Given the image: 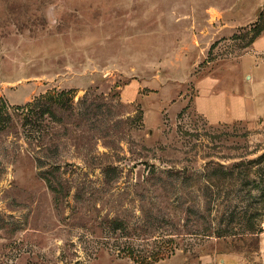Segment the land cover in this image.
<instances>
[{"label": "rangeland", "instance_id": "1", "mask_svg": "<svg viewBox=\"0 0 264 264\" xmlns=\"http://www.w3.org/2000/svg\"><path fill=\"white\" fill-rule=\"evenodd\" d=\"M257 35L264 0H0V264H264Z\"/></svg>", "mask_w": 264, "mask_h": 264}, {"label": "crops", "instance_id": "2", "mask_svg": "<svg viewBox=\"0 0 264 264\" xmlns=\"http://www.w3.org/2000/svg\"><path fill=\"white\" fill-rule=\"evenodd\" d=\"M262 39L264 38L256 37L252 42V48L250 51L243 56V58L250 57L252 62H254L252 64L253 68L249 70L250 73L247 74V78H249V86L253 87L254 94L256 95L259 94L260 91L264 92V75H262L261 79V76L259 75L260 68H258L259 65H264V42ZM239 103L240 105H244V99L234 98V96H229L225 93H212L197 97L194 100V107L199 114L208 120L209 123H232L235 121L248 120V118H244L243 114H239L240 112L237 114V104L239 105ZM243 108L245 110L244 106Z\"/></svg>", "mask_w": 264, "mask_h": 264}, {"label": "trees", "instance_id": "3", "mask_svg": "<svg viewBox=\"0 0 264 264\" xmlns=\"http://www.w3.org/2000/svg\"><path fill=\"white\" fill-rule=\"evenodd\" d=\"M259 35H257L256 37H258ZM256 37H254V38H256ZM166 249L167 248H165L163 251H157L148 257L134 256L133 254H130L129 257L131 258L132 261H134L137 264H153V263H157V262L164 260L165 258L169 257V254L172 253V250H170V252L167 253V252H165Z\"/></svg>", "mask_w": 264, "mask_h": 264}]
</instances>
